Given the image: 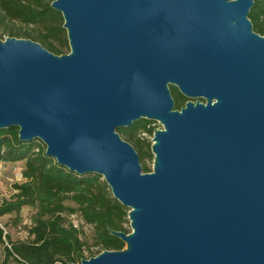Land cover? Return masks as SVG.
Instances as JSON below:
<instances>
[{
    "label": "water",
    "instance_id": "95a60500",
    "mask_svg": "<svg viewBox=\"0 0 264 264\" xmlns=\"http://www.w3.org/2000/svg\"><path fill=\"white\" fill-rule=\"evenodd\" d=\"M253 0H53L70 51L0 39V129L129 208L80 264H264V36ZM169 85L188 99L174 109ZM145 118L154 168L117 129Z\"/></svg>",
    "mask_w": 264,
    "mask_h": 264
},
{
    "label": "trees",
    "instance_id": "16d2710c",
    "mask_svg": "<svg viewBox=\"0 0 264 264\" xmlns=\"http://www.w3.org/2000/svg\"><path fill=\"white\" fill-rule=\"evenodd\" d=\"M52 1L0 0V38L6 35L31 39L53 54L68 53L64 20L51 7ZM248 18L252 30L264 36V0H253ZM169 89L174 109H180L188 98L176 86L170 85ZM154 123L140 118L116 132L134 147L139 159L152 158L150 138L156 130ZM141 132L145 136L138 135ZM17 161L23 164L24 181L14 184L17 191L12 199L0 204V216L17 213L25 205L31 206L34 214L26 227L25 240H12L0 225V245L4 250L1 264H80L82 259L104 250L124 248L125 243L112 232L131 231L124 226L129 221V208L113 197L102 176L78 174L59 165L45 154V146L38 141L20 140L17 127L0 129V163ZM141 169L143 173L152 171L146 163ZM72 212H79L92 225V245L96 250L83 239L85 234L68 222L67 216Z\"/></svg>",
    "mask_w": 264,
    "mask_h": 264
},
{
    "label": "rangeland",
    "instance_id": "374dc122",
    "mask_svg": "<svg viewBox=\"0 0 264 264\" xmlns=\"http://www.w3.org/2000/svg\"><path fill=\"white\" fill-rule=\"evenodd\" d=\"M19 25V24H16ZM18 27V26H17ZM8 36L4 35L1 40H5ZM170 86V85H169ZM187 101H191L195 103L196 101L205 103L206 100L204 99H188ZM156 129L162 128V124L158 121H155L154 123ZM118 130V129H117ZM140 136H145L143 132L139 133ZM34 141H38L42 145L41 140L36 139ZM150 141L152 142V137L150 138ZM45 146V145H44ZM139 162L141 165L146 163L148 167L153 170L154 168V155L152 158L146 157L145 159H139ZM22 162L17 161L13 163H0V204L4 200H11L12 195L17 191L14 188V184L20 183L24 181V178L22 177ZM34 214V210L31 206L25 205L23 206L19 212L17 213H7L3 216H0V225L4 229V233H8L10 235V238L12 240H25L28 238L27 228L31 223V218ZM124 226L128 228L129 230H132L130 227V222H125ZM91 228H87V234L83 236V239L89 244L90 248L93 250H96L97 247L92 245V235H91ZM7 240H5V244H7ZM124 249H127V244L124 245ZM86 255H89V251H85ZM4 257V250L3 245H0V264Z\"/></svg>",
    "mask_w": 264,
    "mask_h": 264
},
{
    "label": "built area",
    "instance_id": "2783aa9c",
    "mask_svg": "<svg viewBox=\"0 0 264 264\" xmlns=\"http://www.w3.org/2000/svg\"><path fill=\"white\" fill-rule=\"evenodd\" d=\"M145 135V133H143ZM68 222L76 228L79 232H83L84 234H87V228L92 229V225L89 223H86L84 218L79 212H72L69 213L67 216Z\"/></svg>",
    "mask_w": 264,
    "mask_h": 264
}]
</instances>
